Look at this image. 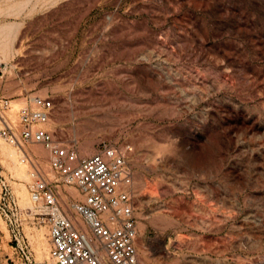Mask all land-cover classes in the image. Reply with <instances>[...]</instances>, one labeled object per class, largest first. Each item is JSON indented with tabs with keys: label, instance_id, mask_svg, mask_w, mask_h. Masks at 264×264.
Listing matches in <instances>:
<instances>
[{
	"label": "rangeland",
	"instance_id": "obj_1",
	"mask_svg": "<svg viewBox=\"0 0 264 264\" xmlns=\"http://www.w3.org/2000/svg\"><path fill=\"white\" fill-rule=\"evenodd\" d=\"M0 63L11 123L50 96L46 126L80 155L125 156L139 264H264V0H0ZM30 172L0 136V264L17 228L52 262Z\"/></svg>",
	"mask_w": 264,
	"mask_h": 264
},
{
	"label": "built area",
	"instance_id": "obj_2",
	"mask_svg": "<svg viewBox=\"0 0 264 264\" xmlns=\"http://www.w3.org/2000/svg\"><path fill=\"white\" fill-rule=\"evenodd\" d=\"M2 69L0 63V71ZM11 100L0 96V136L18 146L22 161L31 166L30 197L44 209L48 226L50 264H139L135 237L137 223L131 185L132 171L126 158L113 147L102 145L80 155L46 126L54 105L50 96L25 94L17 110L16 124L5 115ZM30 143L41 145L49 157L50 179L39 157L26 152ZM57 183L74 185L81 199L66 195L64 203ZM13 201V193L0 184V207ZM13 256L5 264H39L20 229L10 237Z\"/></svg>",
	"mask_w": 264,
	"mask_h": 264
},
{
	"label": "bare ground",
	"instance_id": "obj_3",
	"mask_svg": "<svg viewBox=\"0 0 264 264\" xmlns=\"http://www.w3.org/2000/svg\"><path fill=\"white\" fill-rule=\"evenodd\" d=\"M20 162H21V161H20ZM38 263H40V264H41L42 262H41V261H38ZM42 264H43V263H42Z\"/></svg>",
	"mask_w": 264,
	"mask_h": 264
}]
</instances>
